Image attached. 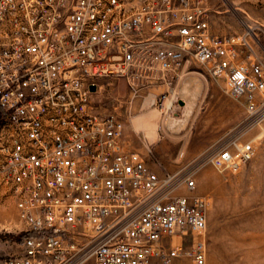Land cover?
Wrapping results in <instances>:
<instances>
[{"label":"built area","instance_id":"1","mask_svg":"<svg viewBox=\"0 0 264 264\" xmlns=\"http://www.w3.org/2000/svg\"><path fill=\"white\" fill-rule=\"evenodd\" d=\"M202 3L0 0V186L37 235L1 264H207L208 201L173 193L195 189L190 172L159 176L94 101L121 80L135 95L162 84L168 114L202 65L250 123L264 118V61L245 35L212 34ZM253 155L236 144L208 160L235 173Z\"/></svg>","mask_w":264,"mask_h":264},{"label":"rangeland","instance_id":"2","mask_svg":"<svg viewBox=\"0 0 264 264\" xmlns=\"http://www.w3.org/2000/svg\"><path fill=\"white\" fill-rule=\"evenodd\" d=\"M145 1L132 0L135 6ZM202 7L214 35H245L264 61V0H203ZM189 67L193 71L186 72L184 79L196 77L201 84L187 79L183 85L184 91L192 85L197 88L188 106L190 110L194 102L198 106L183 135L170 136L164 129L168 119L170 130H181L188 116L177 118L179 104L168 114L159 112L154 103L167 90L162 84L135 95L121 80L101 91L94 101L104 103V112L117 113L126 124L133 122L138 130L148 124L139 115L155 110L153 132L145 134L150 143L146 146L138 139L134 143L144 147L154 167L170 173L190 172L195 189L179 186L174 194L207 199V231L199 238L206 246L207 264H264V118L250 123L243 101L228 93L225 81L211 77L202 65ZM148 96H152L151 104L145 106L141 102ZM134 143H130L132 147ZM246 143L254 148L253 159L238 172L220 171L208 160L222 146L235 149L236 144ZM24 230L14 199L0 186V264L23 251L19 239ZM80 264L94 261L90 258Z\"/></svg>","mask_w":264,"mask_h":264},{"label":"crops","instance_id":"3","mask_svg":"<svg viewBox=\"0 0 264 264\" xmlns=\"http://www.w3.org/2000/svg\"><path fill=\"white\" fill-rule=\"evenodd\" d=\"M211 31V28H210ZM212 33V31H211ZM213 34V33H212ZM187 79H195L198 81L199 84H201V82L196 78V77H187L185 78L181 84L178 87V93H179V102H183L184 104L180 105V109H179V116L177 118H184L186 116H188V120L185 123V126L180 130L179 128H174V130H170L168 122L169 120L167 119L165 125H164V129L166 130L167 134L170 136H179V135H183L187 129L189 128L191 121L193 119V116L195 115L196 111H197V104L194 102V107L192 108V110H190V105L188 106L189 102H192L194 100V96L195 94H197V88L194 87L193 85L191 86V89L189 91H184L183 90V85L184 83L187 81ZM163 88H166V86H162ZM196 92V93H195ZM151 98L152 96H148V98H146V100L142 101V104H146L148 105L149 103L151 104ZM190 104V103H189ZM154 113L155 110L151 109L149 111L143 112L139 115V118L141 119V122L143 123H148L146 128H143L141 130H138L137 127L135 126V124L133 122H129L128 124H126V129H125V136L127 138V140L130 143H134V141L138 140H142V143L145 144L146 146H148V144L150 143V140L147 139V137H145L146 132H152L153 131V121H154ZM181 119V120H182ZM151 124V125H150ZM144 125V124H143ZM161 128V127H160ZM162 130V128L160 129ZM135 144V143H134ZM138 152H140L142 154V156L144 157L147 165L154 171L156 172L159 176H163L165 173H167L165 170L162 169H158L157 167H154L151 163V157L149 155H147V153L145 152L144 147H140V145H136L133 146ZM20 255H23V251L20 252Z\"/></svg>","mask_w":264,"mask_h":264},{"label":"trees","instance_id":"4","mask_svg":"<svg viewBox=\"0 0 264 264\" xmlns=\"http://www.w3.org/2000/svg\"><path fill=\"white\" fill-rule=\"evenodd\" d=\"M34 236H37L35 233H23L20 235V239H19V242L23 244L24 240L27 238V237H34ZM10 239H12L11 237H9Z\"/></svg>","mask_w":264,"mask_h":264},{"label":"water","instance_id":"5","mask_svg":"<svg viewBox=\"0 0 264 264\" xmlns=\"http://www.w3.org/2000/svg\"><path fill=\"white\" fill-rule=\"evenodd\" d=\"M91 90L93 91V90H95V87H91ZM181 105H183L184 103L181 101V102H179Z\"/></svg>","mask_w":264,"mask_h":264},{"label":"bare ground","instance_id":"6","mask_svg":"<svg viewBox=\"0 0 264 264\" xmlns=\"http://www.w3.org/2000/svg\"><path fill=\"white\" fill-rule=\"evenodd\" d=\"M140 128V127H139ZM156 131V130H155ZM153 132V131H152ZM153 134V133H152ZM155 135H156V133H155ZM259 136V135H258ZM151 138V137H150ZM157 138V137H156ZM152 139V138H151Z\"/></svg>","mask_w":264,"mask_h":264}]
</instances>
